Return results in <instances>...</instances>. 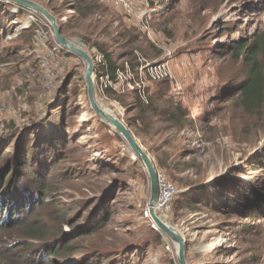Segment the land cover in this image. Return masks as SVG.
I'll return each mask as SVG.
<instances>
[{
    "label": "rangeland",
    "instance_id": "obj_1",
    "mask_svg": "<svg viewBox=\"0 0 264 264\" xmlns=\"http://www.w3.org/2000/svg\"><path fill=\"white\" fill-rule=\"evenodd\" d=\"M31 1L57 18L64 37L93 59L94 69L102 55L126 67L132 57L143 64L135 87L128 70L120 71L113 86L100 73L93 74L98 106L117 118L123 113L125 125L134 114L130 111L134 89L153 90L161 82L173 87L170 93L182 95L192 118L202 113L211 118L203 139L189 132L174 139L175 133H167L160 124L143 135L130 129L150 156H155L151 151L162 142L174 139L173 148H163L161 154L177 156L176 177L181 183L159 173L176 186L179 196L167 213L156 214L187 239V264H264V221L241 220L253 227L246 233L239 231L240 225L230 229L224 217L208 208L195 211L181 204L192 190L199 198L206 193L211 204L220 201L223 193L229 195L223 178L233 191L264 179L263 169L253 171L245 164L249 155L264 160V121L256 114L245 115L236 99L224 102L220 95L242 81L248 70L242 57L229 55L234 46L261 41L258 63L264 73V0H144L134 18L107 0L106 5L85 0L98 11L84 20L74 14L79 0ZM4 2L0 0V172L11 171L1 165L10 164L9 152L15 155L19 142L21 150L24 143L43 138L40 147L31 146L37 164L48 165L50 181L46 204L37 216L45 214L49 226L56 228L60 219L53 206H65L71 213L78 209L83 217L88 207L105 209L106 226L73 240L69 246L73 252L68 254H106L114 259L115 253L132 249L140 250L135 264H177L173 245L165 243L148 217L150 182L144 166L118 132L89 107L86 64L65 50H54L52 30L40 15L16 14L14 6ZM163 62L166 76L151 79L147 65ZM107 87L112 91H106ZM32 129L37 134L28 137ZM59 137L62 145L54 154L51 150ZM184 138L187 141L181 142ZM185 162L188 165H182ZM62 226L70 235L81 231L82 224ZM0 232V264H5L6 252H17L14 247L23 239L17 228Z\"/></svg>",
    "mask_w": 264,
    "mask_h": 264
},
{
    "label": "trees",
    "instance_id": "obj_2",
    "mask_svg": "<svg viewBox=\"0 0 264 264\" xmlns=\"http://www.w3.org/2000/svg\"><path fill=\"white\" fill-rule=\"evenodd\" d=\"M101 1L106 5L104 0ZM87 2L88 1L85 0H79L78 4L73 6L74 14L77 16V19L84 20L98 11L97 6L95 8ZM4 3L7 4L8 2L5 1ZM11 5L14 6L13 4ZM160 5L162 4H156V7H161ZM14 8L16 14H21L23 11L30 13V11L16 6H14ZM62 28L63 27H61V33L64 34V28ZM261 46L262 42L260 41L251 46H248L246 43L243 45H236L230 50L229 55L236 58L242 57V59H244L248 70L242 81L235 84L234 88L230 87L231 89L228 88L224 92H221L220 95L221 100L224 102L236 99V101L240 103L242 112L245 115L256 114L258 119L264 121V73L258 63V57L262 51ZM97 62L99 66L94 69V75L100 73L99 77H105L107 83H110V86L117 84L120 71L126 70L134 76V78L130 80L131 85L133 87L138 85L137 75L140 68L143 67V64L138 62L136 57H132V59L128 61L127 64H129V66L127 67L124 66V64L117 65L116 62L112 61L107 55H102ZM111 88L112 87H107L106 91H112ZM172 88L173 87L167 82H161L157 84L153 90L149 88L143 90L134 89L132 92V106L130 110L134 114L126 119V126L129 130L134 129L137 134L143 135L152 130L155 125L160 124L165 126L164 130L167 133H175L174 139L178 134H184L186 132L198 133L200 134V139L206 138L211 118L203 113L198 115L197 118H192L189 109L184 104L185 102L182 99V95L180 93H170ZM96 95L94 94V97L97 101ZM36 134L37 131L34 129L28 131V137L35 136ZM54 137L56 136H52V139ZM42 139L43 138H37L31 142V144L24 143L21 150H18L22 145V142H19L16 146L17 151L15 155L9 152L10 155L8 156V160H11L10 164L7 166L6 162L4 165H1L3 168L11 167V171L8 173L0 172V230L6 231L11 228H17L21 234L20 238L23 239L21 243L14 247L15 250H18L17 252H6L4 263L135 264L140 257L138 255L140 250L131 251L132 249H130L115 253L114 259H108L106 254H97L93 256L76 253L68 254V252H73L72 247H69L73 240L98 233L106 226V218L104 216L105 209L103 208L94 206L91 209V207H88L84 210V212H87V215L83 217L81 213H78V209L71 213L68 212V208L65 206H53L51 208L52 212L60 219V224L56 228H51L49 226L47 222L49 218H46V216H44L45 214L37 216L38 209L46 204L45 199L47 196L45 195L50 186V181L46 179L48 165L45 167V164L41 162L37 164L38 157L31 151V146L40 147L41 144H43V141H41ZM174 139L172 141V139L169 138L162 142V144L151 151L155 156L151 155L150 158L157 173L163 171L173 182L181 183V180H178L176 177L179 173L178 164L176 162L177 156L168 153L161 154L163 148H173ZM62 141L60 137L56 138L54 149L51 150L54 154L61 147ZM185 141H187V138L181 140V142ZM48 143L49 142L46 141V144ZM48 148L51 149L52 146L48 145ZM190 151L193 153L194 150ZM45 152L51 153L47 150ZM44 158L46 159V157ZM134 158L142 164L135 156ZM187 163L188 162H185L182 165H188ZM245 164L253 169V171L258 169H263L264 171V160L263 157L259 155H249ZM50 168H52V166ZM23 173L29 174L23 175ZM32 175L33 178L29 177ZM223 180V188L229 195L227 196L223 193L222 195L225 197H220V201L211 204V201H208L206 198V193H202L199 198L198 192L192 190L186 195L185 199L182 200L181 204L184 203L183 205L192 207L195 211L208 208L216 213L217 216L224 217L226 220L223 223L230 227V229H232L231 225H240L239 231L249 233L253 230V227L251 225L241 224L240 221L245 219L250 222L264 221V189H262L261 186L264 179L262 178L258 181H254V183L248 187L241 185L238 189H234V191L231 186L226 185L228 182H225V180L227 181V179L223 178L222 182ZM178 196L179 193L175 196L172 205L176 203ZM107 203L108 201L104 202L103 207L106 208L105 205H107ZM93 205L94 200L92 202V206ZM78 222L82 224V227L80 226L81 231H74L70 235L64 233L63 224L72 227ZM154 229L163 238L165 243H171L157 231L155 227ZM160 236L158 237L160 238ZM28 241L34 242V244H26ZM53 244L58 246L54 247L52 246ZM63 250H65V253L61 255V251ZM0 261H2V259H0Z\"/></svg>",
    "mask_w": 264,
    "mask_h": 264
},
{
    "label": "water",
    "instance_id": "obj_3",
    "mask_svg": "<svg viewBox=\"0 0 264 264\" xmlns=\"http://www.w3.org/2000/svg\"><path fill=\"white\" fill-rule=\"evenodd\" d=\"M18 8L28 10L30 12L40 15L50 26L52 36L55 42L62 50L73 54L80 58L86 64L84 73V80L86 83V96L90 109L102 121L106 122L109 126L116 130L131 153L142 162L149 177L150 182V197L147 204V214L153 226L164 237H166L174 247V254L177 264H187V239L174 227L164 222L155 211V203L158 196L157 186V172L153 166L149 153L142 147L141 144L135 139L130 132L129 128L120 122V120L113 114L102 110L94 97V61L93 59L80 47L72 45L61 33L60 26L58 25L57 18L49 12L45 7L31 1V0H5Z\"/></svg>",
    "mask_w": 264,
    "mask_h": 264
},
{
    "label": "built area",
    "instance_id": "obj_4",
    "mask_svg": "<svg viewBox=\"0 0 264 264\" xmlns=\"http://www.w3.org/2000/svg\"><path fill=\"white\" fill-rule=\"evenodd\" d=\"M108 2L114 3L116 6L121 7L128 17L134 18L137 13H139L140 6L143 4L144 0H107ZM50 31V29H49ZM51 32V31H50ZM53 37V36H52ZM54 50H61L60 46L54 42ZM145 67H141L139 71L144 70ZM146 70L151 79L156 80L159 77L162 78L166 76V64L159 63L157 65H147ZM120 78V75H119ZM106 79V78H105ZM107 81V79H106ZM109 83V82H108ZM110 84V83H109ZM51 86L48 85V89ZM121 123L125 124V115L119 112V117ZM157 186H158V196L155 203V211L157 214L167 213L172 205L175 196L179 193L176 186L169 182L162 174L157 173ZM169 249V247H167Z\"/></svg>",
    "mask_w": 264,
    "mask_h": 264
},
{
    "label": "bare ground",
    "instance_id": "obj_5",
    "mask_svg": "<svg viewBox=\"0 0 264 264\" xmlns=\"http://www.w3.org/2000/svg\"><path fill=\"white\" fill-rule=\"evenodd\" d=\"M108 113H110L109 111H107ZM113 128V127H112Z\"/></svg>",
    "mask_w": 264,
    "mask_h": 264
}]
</instances>
